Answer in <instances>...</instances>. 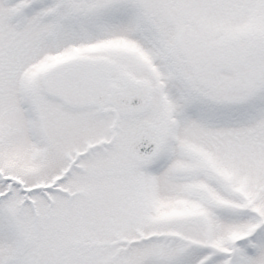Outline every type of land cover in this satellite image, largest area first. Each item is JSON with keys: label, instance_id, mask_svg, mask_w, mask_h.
<instances>
[{"label": "snow or ice", "instance_id": "obj_1", "mask_svg": "<svg viewBox=\"0 0 264 264\" xmlns=\"http://www.w3.org/2000/svg\"><path fill=\"white\" fill-rule=\"evenodd\" d=\"M0 264H264V0H0Z\"/></svg>", "mask_w": 264, "mask_h": 264}]
</instances>
